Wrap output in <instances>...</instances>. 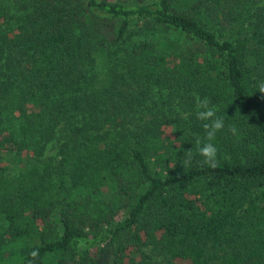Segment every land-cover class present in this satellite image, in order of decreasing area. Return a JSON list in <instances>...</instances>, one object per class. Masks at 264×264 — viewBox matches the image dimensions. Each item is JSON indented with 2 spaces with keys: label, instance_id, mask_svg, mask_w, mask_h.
<instances>
[{
  "label": "trees",
  "instance_id": "1",
  "mask_svg": "<svg viewBox=\"0 0 264 264\" xmlns=\"http://www.w3.org/2000/svg\"><path fill=\"white\" fill-rule=\"evenodd\" d=\"M261 81L264 0H0V264H264Z\"/></svg>",
  "mask_w": 264,
  "mask_h": 264
},
{
  "label": "clouds",
  "instance_id": "2",
  "mask_svg": "<svg viewBox=\"0 0 264 264\" xmlns=\"http://www.w3.org/2000/svg\"><path fill=\"white\" fill-rule=\"evenodd\" d=\"M257 92L261 94V98H264V81L259 82L256 85ZM194 105H195V117L197 120L202 122V128L204 129L203 142L198 137L196 138V145L198 148L197 154L202 158V163L208 167L217 166V152L218 149L212 141L215 140L216 134L224 129L225 121L223 117L217 116L218 109L212 105L208 97L201 98L199 95L194 94ZM228 131L236 135L237 128L235 125H231ZM191 152L189 156L191 157ZM38 251H32L30 256L33 260L38 257ZM32 264V261H29Z\"/></svg>",
  "mask_w": 264,
  "mask_h": 264
},
{
  "label": "rangeland",
  "instance_id": "3",
  "mask_svg": "<svg viewBox=\"0 0 264 264\" xmlns=\"http://www.w3.org/2000/svg\"><path fill=\"white\" fill-rule=\"evenodd\" d=\"M148 103V102H147ZM48 150L45 151V153H47Z\"/></svg>",
  "mask_w": 264,
  "mask_h": 264
}]
</instances>
